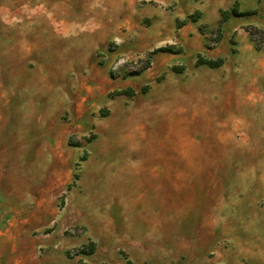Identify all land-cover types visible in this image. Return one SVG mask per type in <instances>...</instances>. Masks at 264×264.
Listing matches in <instances>:
<instances>
[{
  "label": "rangeland",
  "instance_id": "1",
  "mask_svg": "<svg viewBox=\"0 0 264 264\" xmlns=\"http://www.w3.org/2000/svg\"><path fill=\"white\" fill-rule=\"evenodd\" d=\"M187 4L0 0V264H264V0Z\"/></svg>",
  "mask_w": 264,
  "mask_h": 264
},
{
  "label": "crops",
  "instance_id": "2",
  "mask_svg": "<svg viewBox=\"0 0 264 264\" xmlns=\"http://www.w3.org/2000/svg\"><path fill=\"white\" fill-rule=\"evenodd\" d=\"M193 0H184V3H192ZM226 3H229V0H196L194 1V4L192 6H189L193 11H197L199 14L198 21L196 25L198 27L200 25H203L205 30H208L209 28L212 29L213 27L218 26V22L220 20V11H224L225 9H228L226 6ZM199 36V30H195V37ZM197 53L204 56L201 49V45L199 44ZM224 53L220 52L219 49H213L208 50L206 54V58L212 59L214 57L222 58L224 57ZM128 247V242L125 243ZM109 263L107 261V257H104L102 260H100V263Z\"/></svg>",
  "mask_w": 264,
  "mask_h": 264
},
{
  "label": "trees",
  "instance_id": "3",
  "mask_svg": "<svg viewBox=\"0 0 264 264\" xmlns=\"http://www.w3.org/2000/svg\"><path fill=\"white\" fill-rule=\"evenodd\" d=\"M232 14H236L235 9L232 10ZM197 66H207L210 69L218 68L222 65V60H208L199 56L196 61Z\"/></svg>",
  "mask_w": 264,
  "mask_h": 264
}]
</instances>
